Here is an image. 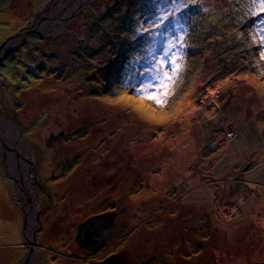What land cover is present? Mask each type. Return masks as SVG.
Wrapping results in <instances>:
<instances>
[{"label":"rangeland","instance_id":"rangeland-1","mask_svg":"<svg viewBox=\"0 0 264 264\" xmlns=\"http://www.w3.org/2000/svg\"><path fill=\"white\" fill-rule=\"evenodd\" d=\"M108 3L0 0V264H25L31 244L37 264H103L114 254L126 258L123 264H264V30L257 27L264 16L250 17L246 0H196L156 29L185 37L178 49L181 71L170 89L175 94L158 106L125 83H157L148 74L138 72V77L135 65L142 62L143 70L163 55L164 35L138 31L148 27L157 7L151 0H135L133 6L121 0L119 7ZM146 4L144 20L124 21L128 9L131 15ZM159 8L175 11L176 5L161 0ZM66 28L74 30L59 37ZM19 32L21 38L15 39ZM105 32L111 44L104 45ZM211 36L218 39V53ZM56 37L69 39L61 43L62 51H43ZM131 40L142 53H156L155 59L129 57ZM71 48L78 52L71 55ZM67 61L73 65L63 64ZM51 73L59 79L54 84L43 79ZM15 93L21 99L15 101ZM102 99L129 105L145 124L118 119L132 130L133 123L144 132L156 129L154 144L139 152L130 146L129 131L98 122L90 130L88 122L100 119L90 110ZM183 110L189 114L180 115ZM194 118L203 123L201 140L177 125ZM19 127L23 138L15 151ZM167 127L174 130L169 136ZM145 134L139 143L147 146ZM170 141L180 156L171 157ZM33 152L40 186L28 163L27 173L22 170L23 159L33 162ZM133 152L144 165L129 160ZM152 156L153 171L172 159L166 180L171 170L188 169L189 177L138 205L132 195L145 184L142 167H149ZM127 160L134 169L125 165ZM12 168L22 173L19 191L26 196V214L8 172L18 175ZM35 204L32 223L29 207ZM107 211L118 212L113 230L97 251L86 254L76 240L79 224ZM252 230L255 234L245 238ZM258 249L259 258L254 256Z\"/></svg>","mask_w":264,"mask_h":264},{"label":"trees","instance_id":"trees-1","mask_svg":"<svg viewBox=\"0 0 264 264\" xmlns=\"http://www.w3.org/2000/svg\"><path fill=\"white\" fill-rule=\"evenodd\" d=\"M98 1V3L99 4H103V3H108V2H111V1H113V3H114V5H115V3H116V6L117 7H119L117 4L118 3H120L121 2V0H97ZM100 1V2H99ZM103 1V2H102ZM119 1V2H118ZM134 1L135 0H130V6H133V3H134ZM146 1V0H145ZM211 1H213V0H211ZM214 1H218V0H214ZM227 1V0H226ZM149 2V1H148ZM151 2H153V4H154V7H160V2H161V0H151ZM97 3V2H96ZM95 3V4H96ZM194 3H196V0H195V2ZM99 4H98V6H99ZM123 4V3H122ZM121 4V5H122ZM108 5L109 6H111L112 4H110V3H108ZM115 7V6H114ZM113 7V8H114ZM92 8H94V7H91V13L93 12V11H95V10H93ZM95 8H97V5L95 6ZM148 9H150V7L146 4L145 5V8H142V9H139V7H138V9H134V11L132 12V14L130 15L129 13L131 12L130 10L131 9H128L127 10V14L129 15H125L124 17H125V19H124V21H126L127 22V20L129 19V22H127V23H134L135 21H136V17H137V19L140 21V19H142V20H144L145 19V14L147 13V10ZM18 11H20V10H18ZM28 11V10H27ZM20 12H22V11H20ZM31 13V11H29L28 12V14H30ZM22 14H23V12H22ZM22 14H20V15H22ZM16 15H17V13H16ZM20 15H17V16H20ZM125 22V23H126ZM142 23V22H141ZM74 24V23H73ZM79 24V23H78ZM135 27V26H134ZM73 28H66V31H64L63 32V34H61L59 37H62V35L63 36H68V34L70 33V31L72 30ZM74 30V29H73ZM88 33H90V27H89V29L88 30H86ZM86 31H85V34H86ZM102 31V30H101ZM74 33V32H73ZM64 34H66V35H64ZM107 33L105 32V33H103V36L101 37L102 39H103V43H104V45H106V44H111V42H110V39L111 38H108L107 36ZM106 36V37H105ZM59 37H56V38H54V39H51L49 42H46L45 43V48L43 49V51H46V52H50V53H54L53 52V50L55 51V55H57V53L58 52H60V50L62 51V49H63V46H61V43H63V40L64 41H66V40H69V39H66V37H64V38H59ZM72 37H70V39H71ZM142 38V37H141ZM61 39V40H60ZM83 39H84V37H83ZM82 39V40H83ZM107 39V40H106ZM60 40V41H59ZM208 40H210L211 41V45L213 46L214 45V48H213V50L214 51H216V49H215V45H216V43L218 42V39H216L214 36H211V37H208ZM135 41L136 40H134V41H129L128 43H130V45H131V47L132 48H130V50H129V52H128V56L129 57H135V59H137V57H140L141 55H143V56H145V57H148L149 58V60L150 61H153L154 59H155V57L157 56V54L156 53H149V54H146V53H142L141 51L143 50L141 47H139V46H137V45H135ZM113 43H120L121 44V42H118V41H116V40H112V44ZM160 44L161 43H157V45L158 46H160ZM51 45H53L52 47H51ZM211 49V48H210ZM49 50H51V51H49ZM77 50V49H76ZM76 50H72V48H71V51H70V54L71 55H74L76 52H78V51H76ZM212 50V49H211ZM217 53H218V51H216ZM209 53L210 52H208V54H206V55H209ZM61 55V54H60ZM73 62V61H72ZM72 62H64L63 64H65V65H73V63ZM141 63L142 62H138V63H136L135 65H137L138 67H137V76L139 77V75L140 74H138V72H141L142 71V69H141ZM207 66V65H206ZM205 66V67H206ZM105 67H108V65L107 66H105ZM99 68H101V66H99ZM109 71V75H110V70H108ZM206 71H208V69L206 68ZM218 72H220V70L218 71ZM125 73L127 74L128 72H124L123 73V76L125 75ZM129 75H131L130 73H129ZM45 76H47V77H45V78H43V79H46V78H48V80L50 81V82H52V84H54V83H56L59 79L58 78H56V74L55 73H51V74H47V75H45ZM53 77V78H52ZM226 79V78H225ZM42 80V79H41ZM242 80V79H241ZM136 81V83L137 82H139V81H137V80H135ZM49 82V83H50ZM219 92H221V91H219ZM128 94H131L130 92H128ZM131 95H133V94H131ZM20 95L19 94H16L15 93V101H17V99H21L20 97H19ZM138 97V96H137ZM139 98H141V99H143V100H146V101H148V99H146L145 97H143V96H140ZM28 99V98H27ZM32 102L34 101L35 103H36V100H31ZM148 104H150L149 102H147ZM37 104V103H36ZM55 107V106H54ZM220 108V107H219ZM135 111H132L131 110V108L129 107V105H126V104H120L119 102H107L106 100H101L100 101V103L98 104V103H95V106H93V109H92V111L90 110V113L91 114H94V115H96L97 117H96V119L98 118V117H100V119L98 118L97 120H95V119H93V120H90V122H88V126H89V129L91 130L95 125H96V123L98 122V123H103V125H105V126H107L106 128H109V127H111V126H116V128L118 129H123V131H124V133H128L129 134V132H130V135H131V137H133V143H131L130 144V146H133V147H137V149L138 150H141V151H139V152H142V151H144L145 149H147V147L149 146H151V145H153L154 144V142H153V138H152V135L153 134H155V132H156V129H155V125H152V127H154L153 129H155L154 131H150V130H148V131H141V129L140 128H136L135 127V125H134V123H133V129L134 130H132L130 127H129V125L127 124V123H124L123 124V119L122 120H119L118 118H123V116H126V117H128V119L129 120H131V119H133L134 120V122L135 121H138V122H140V123H142V124H145L144 122H142L141 121V119H139V116L137 117L136 116V114L134 113ZM103 114H104V116H103ZM181 114H183L184 116H185V114H189L188 112H187V110H183V111H181L180 112V115ZM90 117H92L93 118V115H91ZM136 118V119H135ZM199 122L201 123V124H203L201 121H197V120H195V118H194V121H192V122H190V123H188L187 122V120H183V121H179L178 123H177V125L179 126V129H183V130H187V131H189V132H191V135L193 134V136H196V138H198V139H200L201 140V138H199L198 136H200V134H201V132H202V130H204L203 128H202V125H199ZM193 123V124H192ZM191 124V125H190ZM28 127V126H27ZM204 127V126H203ZM170 128V127H169ZM171 129V132L168 130V132H167V136H169V135H171L173 132H174V130H173V127L172 128H170ZM137 130V131H136ZM129 131V132H128ZM166 131V130H165ZM146 133V134H145ZM144 134L145 135H147V136H145V138H144V141L143 142H145L146 143V145L147 146H144L143 145V143H139L140 141L142 142V138H143V136H144ZM152 141V142H151ZM149 143V144H148ZM151 144V145H150ZM173 147L171 146L170 147V149H168L169 151H170V154H171V157H174L173 156ZM147 152H148V154H150V155H153L152 153H151V151L150 150H147ZM137 154L136 153H132V155L130 154V161L131 160H134L135 158V162L136 163H138V164H141V165H144L143 163H141L140 161V158L139 157H137L136 156ZM147 155V154H146ZM166 157H168V158H171V157H169L168 155H165ZM142 157H144V156H142ZM153 157L154 156H152L148 161H147V165H149V167H146V166H144V167H142L143 168V173H142V177H143V179H145L146 180V182H145V184L142 186V188L141 189H139L137 192H135V193H133L134 195H132V196H134V197H136L135 199H137V203H138V205H143L144 204V202L145 201H150V200H155V199H157V197H160L161 195H163V194H165V192H167L169 189H170V187H171V185H176L177 183H178V181H176V180H179L180 178L183 180V181H187V179H188V177H189V174H188V169H186V170H183V171H181V172H175L174 173V171L173 170H171L170 172H172L173 173V175H172V177L171 178H169L168 180H166L165 178H164V172L166 171V169L165 168H167L169 165H171V163L173 164V161H171L170 160V162H166V163H163L162 165H161V171H153L154 170V168L152 167V166H150V163H151V161L153 160ZM129 160H127L126 161V166L127 167H131V168H133V166H131V165H129ZM157 161H158V159H157ZM185 161H187V159L185 160ZM155 163V161L151 164V165H153ZM156 164V163H155ZM189 165V164H191V163H186V165ZM144 168H146V169H150V170H146L145 171V169ZM117 169V168H116ZM119 169V168H118ZM134 169V168H133ZM109 173V172H108ZM175 174H178L179 176H178V179H176V176H175ZM161 176H163L161 179H160V177ZM180 181V180H179ZM129 182V181H128ZM131 194V193H130ZM138 195V196H137ZM141 195H144L145 197H141ZM131 196V197H132ZM144 198H145V200H144ZM148 199V200H147ZM256 232V231H255ZM255 232H251V233H254L255 234ZM251 233H246L245 234V238H247L248 236H249V234H251ZM217 248V247H216ZM217 253L216 254H218V253H220V250H218L217 249ZM222 253V252H221ZM223 258V257H222ZM244 263V262H243ZM242 262H240V261H235V262H227V261H220V263L219 264H243Z\"/></svg>","mask_w":264,"mask_h":264},{"label":"snow or ice","instance_id":"snow-or-ice-1","mask_svg":"<svg viewBox=\"0 0 264 264\" xmlns=\"http://www.w3.org/2000/svg\"><path fill=\"white\" fill-rule=\"evenodd\" d=\"M170 2L176 5L175 11L157 7L154 18L148 21V27L145 28L142 25L138 29L141 33L165 36L163 55L159 56L151 67L145 68L140 72L141 75H151L152 79L157 81V83H145L137 87L136 85H129L128 81L125 82L126 86H131L136 94L154 101L158 106H164L170 96L175 94L170 89H172L173 83L181 71L183 56L179 53L178 49L185 46V37L182 34L172 36L168 33H160L155 30L164 27L174 15L179 14L190 3H194L195 0H170ZM246 2L249 5L248 15L250 17L258 19L260 16H264V0H246ZM257 27L264 30V21H260ZM261 43H264V37L261 38ZM262 58H264V53H262Z\"/></svg>","mask_w":264,"mask_h":264},{"label":"water","instance_id":"water-1","mask_svg":"<svg viewBox=\"0 0 264 264\" xmlns=\"http://www.w3.org/2000/svg\"><path fill=\"white\" fill-rule=\"evenodd\" d=\"M23 29L28 30L27 27H25ZM23 29L21 32L24 31ZM21 32H19L18 34H16L13 37L15 39H17L18 37L21 38ZM22 37H24V36H22ZM9 40H7L5 43L7 44L9 42ZM61 136L62 135H60V137ZM21 138H23V136L21 134V128L19 127V134L17 137V143H15L14 147H12L15 151H16V149H15L16 146L17 147L20 146ZM2 144L6 145L3 138H2ZM32 154L34 157V152ZM19 155H20V157L23 156L21 154H19ZM24 160L26 163H28L30 170H31L30 173L38 181V184L40 186L41 185V179L38 175V172H37V169L35 166V157L33 158V162H31L30 159L29 160L24 159ZM18 168L20 169L19 166H18ZM8 170H10L9 167H8ZM11 170L13 171L14 168H12ZM8 172H10L9 175L15 179V182H16L15 187L17 189V195H18L19 199L24 201L23 207H24L25 214H26V210H27V206L25 204L26 196L25 195L21 196L22 192L19 191V184L21 182L20 178H22V173L20 171L16 172V170H15V172L13 171V173H17L18 175L12 174L11 171H8ZM40 188L38 189L37 194H39ZM38 197H39V195H38ZM117 217H118L117 211H107V212H103L100 214L92 215L87 220H85L79 224V230H78V233L76 235V240H78L81 243L80 244L81 248L86 249V254H89L92 251L95 252L98 250L99 244L101 242L105 241L108 238V236L111 234L115 220ZM38 218H39V221H41L40 216ZM35 232L38 233V229H36ZM37 255H38V253L35 250L34 244H31L30 249L27 252V255L25 257V264H37ZM125 259L126 258L120 257V255H114L112 257L107 258L104 261V263H106V264H123Z\"/></svg>","mask_w":264,"mask_h":264},{"label":"bare ground","instance_id":"bare-ground-1","mask_svg":"<svg viewBox=\"0 0 264 264\" xmlns=\"http://www.w3.org/2000/svg\"><path fill=\"white\" fill-rule=\"evenodd\" d=\"M82 2V1H81ZM81 2L78 4V5H80L81 4ZM87 2V1H86ZM77 6V5H76ZM45 22V21H44ZM47 24H48V26H52V25H54V23H51L50 21H48L47 22ZM55 25H58L57 24V22L55 23ZM60 25V24H59ZM1 113V112H0ZM168 130L171 132V129L169 128V127H167V131L165 132V133H167L168 132ZM2 133V132H1ZM164 133V132H163ZM4 136H2L3 138H4V140H6V142L8 143L9 141H8V136H7V133H4L3 134ZM169 143H171L170 144V146H172L174 149H173V156H180V154L181 153H179L178 151L180 150L179 148H175V146H174V144H173V142H169ZM24 147H23V150H26L27 151V146H25V145H23ZM24 165H26L25 164V161H24V159H23V162H22V170L24 171V173H27L26 171H27V167L26 166H24ZM20 168H21V166H20ZM26 178H28V179H30L29 177H28V175H27V177ZM25 178V180H27ZM20 183H22V179L20 178ZM30 181V180H29ZM191 188V187H190ZM189 188V189H190ZM34 207V208H33ZM32 208L31 207H29V210H30V212H31V210H32V212H31V221H32V223H35L36 222V204H35V206H33ZM33 227V226H32ZM257 229V228H256ZM255 230V229H254ZM251 232H254L253 230L251 231ZM252 234V233H251ZM249 236H250V234H249ZM264 237V236H263ZM242 238H244V236L242 237ZM248 238V237H247ZM258 252H256L255 254H254V256L255 257H258L259 258V253L261 254V251L258 249L257 250ZM114 255H116V254H114ZM114 255H112V256H114ZM112 256H110V257H112ZM260 260H263L262 258H260ZM104 264H106V263H104Z\"/></svg>","mask_w":264,"mask_h":264}]
</instances>
